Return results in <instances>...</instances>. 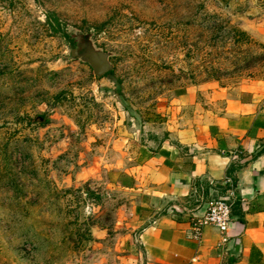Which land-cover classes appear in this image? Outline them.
Wrapping results in <instances>:
<instances>
[{"label": "rangeland", "instance_id": "rangeland-1", "mask_svg": "<svg viewBox=\"0 0 264 264\" xmlns=\"http://www.w3.org/2000/svg\"><path fill=\"white\" fill-rule=\"evenodd\" d=\"M227 4L0 0V264H141L131 171L164 105L264 80V0Z\"/></svg>", "mask_w": 264, "mask_h": 264}, {"label": "crops", "instance_id": "crops-1", "mask_svg": "<svg viewBox=\"0 0 264 264\" xmlns=\"http://www.w3.org/2000/svg\"><path fill=\"white\" fill-rule=\"evenodd\" d=\"M252 34L264 41V26ZM164 110L131 171L141 264H264V80L190 85ZM219 197L232 200L228 229L207 225L194 238L193 222Z\"/></svg>", "mask_w": 264, "mask_h": 264}, {"label": "built area", "instance_id": "built-area-1", "mask_svg": "<svg viewBox=\"0 0 264 264\" xmlns=\"http://www.w3.org/2000/svg\"><path fill=\"white\" fill-rule=\"evenodd\" d=\"M225 183L229 190L233 184L232 179L227 177ZM231 204L232 200L229 197H219L208 200L204 214L192 225V236L194 238H200L204 226H215L221 233H224L229 226L231 219ZM227 238L222 237V242H225Z\"/></svg>", "mask_w": 264, "mask_h": 264}, {"label": "trees", "instance_id": "trees-1", "mask_svg": "<svg viewBox=\"0 0 264 264\" xmlns=\"http://www.w3.org/2000/svg\"><path fill=\"white\" fill-rule=\"evenodd\" d=\"M221 3L225 6L228 5V0H220ZM47 17H48V26L50 27V29L54 32H60L64 38L68 41H71L70 44H74L75 40L74 38H70V35L68 32H66V30L63 28L61 22L59 21V19L56 17V15L53 12H49L47 13ZM239 168L238 165L232 164L230 165V167L227 169V176L232 177L233 182H235V178L233 176V172L235 170H237ZM138 232V229L136 231V233ZM135 233V234H136Z\"/></svg>", "mask_w": 264, "mask_h": 264}, {"label": "water", "instance_id": "water-1", "mask_svg": "<svg viewBox=\"0 0 264 264\" xmlns=\"http://www.w3.org/2000/svg\"><path fill=\"white\" fill-rule=\"evenodd\" d=\"M107 68H105V70H106Z\"/></svg>", "mask_w": 264, "mask_h": 264}]
</instances>
